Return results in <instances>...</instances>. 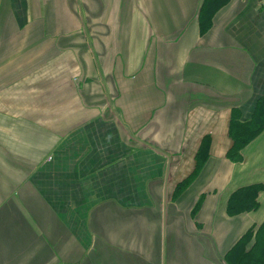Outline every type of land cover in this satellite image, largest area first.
Returning a JSON list of instances; mask_svg holds the SVG:
<instances>
[{
  "label": "crops",
  "instance_id": "crops-1",
  "mask_svg": "<svg viewBox=\"0 0 264 264\" xmlns=\"http://www.w3.org/2000/svg\"><path fill=\"white\" fill-rule=\"evenodd\" d=\"M260 98L264 0H0V264H242Z\"/></svg>",
  "mask_w": 264,
  "mask_h": 264
},
{
  "label": "trees",
  "instance_id": "trees-1",
  "mask_svg": "<svg viewBox=\"0 0 264 264\" xmlns=\"http://www.w3.org/2000/svg\"><path fill=\"white\" fill-rule=\"evenodd\" d=\"M264 127V98H260L256 106L254 115L248 120H241L238 116H233L230 123V135L232 137V146L229 149L228 156L239 161L242 158V149L263 129ZM202 146L198 155L202 154ZM263 184H252L241 187L234 191L228 201V211L238 213L251 211L259 206L258 193L263 189ZM264 225H262L263 227ZM260 228L257 233L250 230L246 234V241L237 243L230 253L237 251L239 261L242 264H264V228ZM253 238V240H251ZM250 241V242H249ZM251 244L250 247H246Z\"/></svg>",
  "mask_w": 264,
  "mask_h": 264
}]
</instances>
